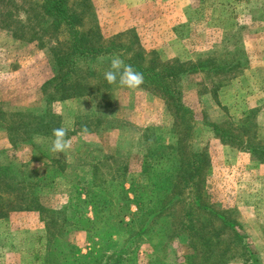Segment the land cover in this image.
Instances as JSON below:
<instances>
[{"label":"rangeland","instance_id":"rangeland-1","mask_svg":"<svg viewBox=\"0 0 264 264\" xmlns=\"http://www.w3.org/2000/svg\"><path fill=\"white\" fill-rule=\"evenodd\" d=\"M9 1L13 6L7 5V0L0 1V105L6 112L41 113L50 109L68 133L86 117L100 123L88 136H69L71 148L58 155L49 151L50 139H34L40 152L22 142L13 146L6 132L0 130V163L43 174L49 164L47 157L74 168L79 167L78 160L92 166L106 156L122 157L129 173L121 182L129 191L139 179L148 147L153 157L163 155V164L152 162L158 176L173 170L165 162L171 153L162 150L175 144L176 135L173 116L159 95L142 86L131 91L105 81L104 73L113 56L126 62L129 51H138L164 64L211 61L233 67L217 72L213 66H198L197 72L184 77L176 88L193 114L190 145L211 160V174L205 183L210 202L219 210L236 212L241 234L256 253L258 262L254 264H264V165L240 149L222 145L207 126L237 124L251 113L258 125V138L264 142V0H89L84 29L97 28L101 43L113 47V53L96 61L90 96L52 103L42 87L53 76L51 47L62 38L47 29L49 25L42 27L47 34L42 33L38 27L42 20L30 10L33 0ZM9 28L19 31V37L23 32L24 39L14 38L6 30ZM78 172L82 174V168ZM69 183L40 189L42 205L57 209L66 203L64 191ZM128 198L133 199L131 193ZM130 208L135 212L132 204ZM0 235L11 238L13 244L9 255H0V264H40L33 261V253L35 258L42 256L45 229L36 214L12 213L0 221ZM151 253L148 244L140 246L137 263L172 264L187 255L178 239L171 243L166 256L153 258ZM240 257L231 252L224 264H246Z\"/></svg>","mask_w":264,"mask_h":264},{"label":"trees","instance_id":"trees-1","mask_svg":"<svg viewBox=\"0 0 264 264\" xmlns=\"http://www.w3.org/2000/svg\"><path fill=\"white\" fill-rule=\"evenodd\" d=\"M6 4L13 6L9 0ZM32 6L30 10L38 13V21L42 20L38 23L40 30L49 25L47 29L62 38L51 47L53 76L42 87L47 92V101L90 96V81L97 75L94 65L99 58L112 54L113 47L101 43L97 28L84 29L89 0H33ZM6 30L14 38L24 39L23 32L19 37V31ZM42 33L47 31L43 29ZM43 46L40 44V48ZM128 53L125 64L143 73L141 86L159 95L173 116L176 142L162 150L171 153L165 162L173 170L158 176L152 162L163 164V155L153 157L148 147L139 179L127 191L121 180L128 173V163L122 157L106 156L104 161L98 159L92 166L78 160L77 168L47 157L49 164L43 174L0 163V221L15 212L36 214L45 229L40 257L43 264H138V250L143 244L151 247L154 258L166 256L176 239L182 242L187 255L172 264H224L231 252L239 253L246 264L258 262L251 243L241 234L236 212L219 210L210 202L205 183L211 174V160L205 152H197L190 145L193 114L176 88L184 77L195 74L198 66H213L212 70L217 72L230 71L233 67L224 68L211 61L200 65L178 61L164 64L138 51ZM253 118L249 113L237 124L207 123V126L222 145L240 149L264 165V142L257 137L258 125ZM99 121L86 117L85 123L76 122L68 137L80 133L83 125L90 133L95 132ZM58 127L60 120L50 109L41 113L6 112L0 105V130L6 132L13 146L22 142L41 152L34 139H50L52 130ZM58 182H70L71 186L64 191L68 200L57 209L46 208L38 191L55 187ZM128 193L132 194V200ZM131 204L135 212L131 211ZM78 231L85 232L87 241L92 243L85 256L71 250L67 239ZM12 248L11 240L0 235V255Z\"/></svg>","mask_w":264,"mask_h":264},{"label":"clouds","instance_id":"clouds-1","mask_svg":"<svg viewBox=\"0 0 264 264\" xmlns=\"http://www.w3.org/2000/svg\"><path fill=\"white\" fill-rule=\"evenodd\" d=\"M104 79L109 85H117L131 91L139 90L144 83V76L131 64H125L119 56H113L109 69L104 73ZM81 136L90 135L86 125L81 127ZM72 141L68 138V130L65 127L54 128L50 137L49 151L53 154H61L69 150Z\"/></svg>","mask_w":264,"mask_h":264},{"label":"crops","instance_id":"crops-1","mask_svg":"<svg viewBox=\"0 0 264 264\" xmlns=\"http://www.w3.org/2000/svg\"><path fill=\"white\" fill-rule=\"evenodd\" d=\"M264 94V93H263ZM264 96V95H263ZM76 99V98H75ZM259 124V123H258ZM258 137V135H257ZM259 139V138H258ZM261 140V139H259ZM262 141V140H261ZM243 152V151H242ZM244 153V152H243ZM129 173V172H128ZM127 173V174H128ZM126 174V175H127ZM34 214V213H33ZM89 217H91V214L88 215ZM19 235V234H18ZM40 239V238H39ZM75 239H79L80 241L76 242ZM9 240H11V238H9ZM69 244H70V247H71V250H77V251H80V254L82 256H85L87 255V253L90 251V248H92V243H90L89 241H87V234L85 232H72L69 236ZM12 242V241H11ZM43 249V248H41ZM40 249V250H41ZM44 251V249H43ZM9 252L10 251H6L5 253H3L4 255H9ZM33 258L34 260L33 261H38V263L40 264H43V261L41 260V258H35L34 256V253H33ZM34 264H37V263H34Z\"/></svg>","mask_w":264,"mask_h":264}]
</instances>
